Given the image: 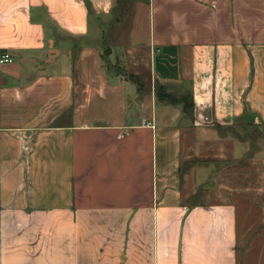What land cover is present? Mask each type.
<instances>
[{
    "label": "crops",
    "instance_id": "0c3cea01",
    "mask_svg": "<svg viewBox=\"0 0 264 264\" xmlns=\"http://www.w3.org/2000/svg\"><path fill=\"white\" fill-rule=\"evenodd\" d=\"M0 53V264H264V0H0Z\"/></svg>",
    "mask_w": 264,
    "mask_h": 264
},
{
    "label": "rangeland",
    "instance_id": "374dc122",
    "mask_svg": "<svg viewBox=\"0 0 264 264\" xmlns=\"http://www.w3.org/2000/svg\"><path fill=\"white\" fill-rule=\"evenodd\" d=\"M138 23L140 24L138 35L143 36L144 33L146 34L148 24V13L144 10V8H140L138 10ZM245 152H250V149L246 148ZM229 168L230 169H228L223 174L224 180L222 181V184L224 187H217L216 189L218 193L224 191V195L233 200V202H235L236 200V195H238V198L244 196V200L238 201L237 203L238 205H240V210L243 212V220L245 222L243 226V234L241 236L242 238L240 240L243 243L244 247H247L249 249L251 237L257 233L256 229L260 226L259 222L262 223L263 220H258L257 216L255 215H260V213H263V209L260 207L264 205V198L259 202H252L251 199H256L257 197L252 196L257 195L258 193H260L261 196L264 195V175H262L264 174V161L261 160L259 164V162H252L251 158L247 160L245 158L243 167L235 163L233 165H230ZM256 168H260V170ZM184 169H186V167H184ZM254 169L258 170V172L260 173V181L263 182V184H256L255 179L258 177V175H256V171ZM237 189L240 191H237L238 194L236 193ZM257 205H260V207H256ZM263 238L264 235L262 239ZM246 264H251V261H247Z\"/></svg>",
    "mask_w": 264,
    "mask_h": 264
},
{
    "label": "built area",
    "instance_id": "2783aa9c",
    "mask_svg": "<svg viewBox=\"0 0 264 264\" xmlns=\"http://www.w3.org/2000/svg\"><path fill=\"white\" fill-rule=\"evenodd\" d=\"M13 59L10 54L8 53H0V65H7L11 64Z\"/></svg>",
    "mask_w": 264,
    "mask_h": 264
}]
</instances>
